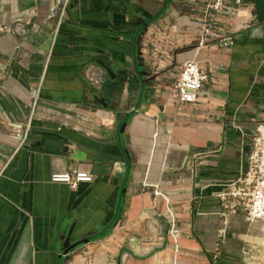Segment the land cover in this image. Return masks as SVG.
<instances>
[{"label":"crops","instance_id":"crops-1","mask_svg":"<svg viewBox=\"0 0 264 264\" xmlns=\"http://www.w3.org/2000/svg\"><path fill=\"white\" fill-rule=\"evenodd\" d=\"M212 2L70 0L54 39L56 0H0V264H189L196 227L227 231L219 197L264 125V0ZM191 61L211 80L179 111L168 91ZM73 170L93 182H51Z\"/></svg>","mask_w":264,"mask_h":264},{"label":"built area","instance_id":"built-area-1","mask_svg":"<svg viewBox=\"0 0 264 264\" xmlns=\"http://www.w3.org/2000/svg\"><path fill=\"white\" fill-rule=\"evenodd\" d=\"M70 0H56V6L52 9L50 19L56 18V26L54 30V39L57 37L63 22L67 17V9ZM240 6L242 0H213L210 9L216 13H226L232 10L231 3ZM210 36L220 39L225 45L233 44L232 38L225 37L221 34L220 29L216 25V21L212 19L210 23ZM211 80L210 73L204 69L198 62L191 61L183 66L176 81L169 88L167 102L182 111L189 105L199 104L204 94V88ZM38 92L34 93L33 106L37 104ZM264 125L256 127L255 137L249 147L248 153V169L246 173L234 183L233 198L239 202L247 198L245 210L247 212V220L251 224L264 225V133L262 131ZM198 153L195 157L200 156ZM195 164H193V167ZM93 175L82 170H73L71 172H62L53 174L51 182L67 184L70 190L76 191L81 183H92ZM148 185L143 184L140 189L135 192H142ZM154 189V197L161 194ZM225 200V196H220ZM169 219L171 222L170 236L178 244L181 235L178 228V218L173 210H169ZM227 234L226 229L219 232L220 239H224ZM70 264L72 262L70 261ZM93 264V261H88Z\"/></svg>","mask_w":264,"mask_h":264},{"label":"rangeland","instance_id":"rangeland-1","mask_svg":"<svg viewBox=\"0 0 264 264\" xmlns=\"http://www.w3.org/2000/svg\"><path fill=\"white\" fill-rule=\"evenodd\" d=\"M233 191H237L234 186L222 194V196L226 195L225 200L219 198L222 201V209L227 211L228 215L233 212L227 226L226 241L218 236L221 217L212 216L213 219L203 222L194 231L201 236V230H208L206 244L199 243L196 237L189 240V264H264V225L248 222L245 210L247 198L239 202L233 198ZM217 212L219 213V210ZM175 247L179 251L180 243L175 244ZM150 263V260L144 262V264Z\"/></svg>","mask_w":264,"mask_h":264},{"label":"water","instance_id":"water-1","mask_svg":"<svg viewBox=\"0 0 264 264\" xmlns=\"http://www.w3.org/2000/svg\"><path fill=\"white\" fill-rule=\"evenodd\" d=\"M80 246H81V243H78V244H76V245L70 247L67 251H65L63 257L69 255L71 252H73L74 250H76V249H77L78 247H80Z\"/></svg>","mask_w":264,"mask_h":264},{"label":"bare ground","instance_id":"bare-ground-1","mask_svg":"<svg viewBox=\"0 0 264 264\" xmlns=\"http://www.w3.org/2000/svg\"><path fill=\"white\" fill-rule=\"evenodd\" d=\"M262 131H263V133H264V128H262Z\"/></svg>","mask_w":264,"mask_h":264}]
</instances>
